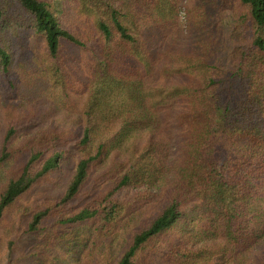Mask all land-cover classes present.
<instances>
[{"label":"trees","instance_id":"trees-1","mask_svg":"<svg viewBox=\"0 0 264 264\" xmlns=\"http://www.w3.org/2000/svg\"><path fill=\"white\" fill-rule=\"evenodd\" d=\"M11 1L18 10L0 4L7 117L12 106V118L20 119L40 70L77 111L76 133L66 135L76 138L77 157L59 203L77 197L98 165H108L101 179H112L103 197L58 222H88L106 238L105 224L131 207L118 198L134 191L132 206L151 199L158 205L115 264H142L144 249L164 264H207L214 253L228 264H264V0H237L227 35L209 17L213 0L208 13L204 3L187 6L195 35H152V28L178 24L181 0H78L80 12L93 17L98 35L91 42L62 27L45 0ZM23 29L42 40L39 53L25 54L20 38L13 43ZM168 40L176 49H166ZM67 44L78 57L65 59ZM5 124L0 220L64 155L56 148L61 135L49 126L33 134L22 127L10 150L16 127ZM50 212L34 211L27 230L37 232Z\"/></svg>","mask_w":264,"mask_h":264},{"label":"rangeland","instance_id":"rangeland-1","mask_svg":"<svg viewBox=\"0 0 264 264\" xmlns=\"http://www.w3.org/2000/svg\"><path fill=\"white\" fill-rule=\"evenodd\" d=\"M45 1L49 4L61 26L73 35L80 36L87 42L93 40V35H98L92 20L93 17L82 11L80 12L78 0ZM198 2L200 6L203 3L205 4L204 8L207 9L206 12L208 13L209 0H181L177 11L178 24L171 25L164 32L159 28H152V35H195V32L188 28L189 18L186 9L188 5L199 6ZM0 4L4 8L13 5L11 10L12 8L18 10L16 4L14 5L11 0H0ZM211 4L214 9L211 8L210 19L214 17V24L224 28L225 33L223 35H227L235 18L237 0H213ZM155 16L157 18L156 13ZM157 23H160V21ZM20 33V35L11 38L13 43L20 38L23 40L22 45L25 54L39 53V46L42 47L43 43L36 36L38 34L31 29H23ZM174 45L168 40L166 49L174 50L176 49L173 48ZM12 48L15 50L16 57L20 56L17 52V46L15 45ZM64 48L65 59L72 55L78 57L75 48L68 44ZM76 59L77 62H81V59ZM15 60L18 59L15 58ZM70 61L72 66L75 65V61ZM35 68L36 70H34ZM38 68L40 66L30 65V70L35 72ZM37 75L38 78H35V81L38 82V92L34 91L35 85L30 87L31 92L28 97L33 100L23 101L25 109L21 108L20 119L12 118L14 114L12 106L8 107L7 111L10 112V117H7L0 103V146L2 136L6 130L5 123L8 121L16 127L15 137L10 142V150L15 149L13 147L19 144L17 136L22 127H24L26 133L33 134L49 126L61 135L62 139L59 142L57 141L58 143L56 142V148L63 150L64 155L60 159L58 168L40 178L29 191L20 197L15 205L6 210L1 218L0 264H115L132 235L138 229L144 227L149 220V216L154 214L158 201L156 202L153 199L148 201L143 198L146 202L139 201V205L134 207L132 203H135V200L131 198V192L134 193V191H131L126 197H119L118 199L122 202L130 199L131 207L126 206L127 210L120 214L122 218H119L113 224H105L103 229L108 235L106 238H103V236L97 237L98 231L88 222L82 224H61L58 222L60 218L78 211L83 206L93 204L103 197L106 191L110 189L107 183L111 182L112 179L108 181L101 179V174L108 165H98L91 169L89 177L77 197L66 204L61 205L59 203L77 157L75 149L71 146L76 138L66 136L74 133L77 129L74 122L77 111L60 101V94L63 91L59 85H55L48 76H42L40 70L37 71ZM70 94L72 100L75 101L74 92ZM28 107L32 109H28ZM24 114L26 117H24ZM32 114L33 116H31ZM24 160L22 157L21 162ZM54 205L60 206L54 207ZM48 206L51 208V212L42 221L39 230L29 232L27 223L32 213ZM214 255L215 253L213 254L214 258H211L207 264H228L227 262L224 263L222 257L220 260L218 258L220 256ZM228 256L231 255L228 253ZM257 259L250 260L248 264H255V262L261 264L260 259ZM140 260L142 264H164L158 254L155 253V250L144 249V251H141ZM227 260L229 261V259Z\"/></svg>","mask_w":264,"mask_h":264}]
</instances>
